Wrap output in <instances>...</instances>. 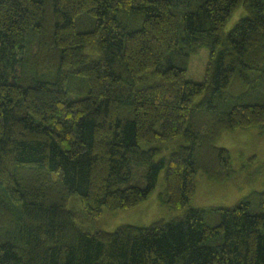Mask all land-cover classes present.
Masks as SVG:
<instances>
[{
	"label": "trees",
	"instance_id": "16d2710c",
	"mask_svg": "<svg viewBox=\"0 0 264 264\" xmlns=\"http://www.w3.org/2000/svg\"><path fill=\"white\" fill-rule=\"evenodd\" d=\"M236 131L264 138V0H0V264H264V190L191 206ZM159 184L176 216L101 229Z\"/></svg>",
	"mask_w": 264,
	"mask_h": 264
},
{
	"label": "rangeland",
	"instance_id": "374dc122",
	"mask_svg": "<svg viewBox=\"0 0 264 264\" xmlns=\"http://www.w3.org/2000/svg\"><path fill=\"white\" fill-rule=\"evenodd\" d=\"M209 57L207 48H202L191 57L187 80L196 83L205 80ZM217 144L232 151L234 168L227 171L216 169L212 165V170H200L192 207H230L245 197L251 200L257 198V194L264 190V138L261 139L251 131H236L225 133ZM161 185L137 208L106 213L101 229L112 231L121 225L147 227L162 219H171L175 213L171 214L162 204ZM77 205L73 206L78 209Z\"/></svg>",
	"mask_w": 264,
	"mask_h": 264
}]
</instances>
